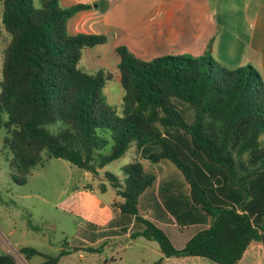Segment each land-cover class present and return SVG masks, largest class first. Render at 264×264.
Segmentation results:
<instances>
[{
	"label": "trees",
	"instance_id": "obj_1",
	"mask_svg": "<svg viewBox=\"0 0 264 264\" xmlns=\"http://www.w3.org/2000/svg\"><path fill=\"white\" fill-rule=\"evenodd\" d=\"M3 7L0 51V131L13 181L28 176L49 159H62L94 175L135 146L145 161H170L190 187L192 208L167 207L181 226H209L175 248L163 229L139 211L142 194L157 175L140 161L122 170L121 180L106 172L116 192L113 208L140 229L130 238L157 242L166 258H205L215 264H239L253 243L264 245V78L253 66L228 68L210 54L169 55L144 61L125 46L119 56L123 110L118 114L104 96L113 75L80 67L85 50L108 43L106 35L68 33L77 13L92 7L64 8L58 0H0ZM99 8L107 10L106 2ZM3 31L6 33L4 36ZM180 104L194 111L187 122ZM106 185L101 190H106ZM103 245L70 246L58 255L19 250L25 261L60 264L73 253L101 254ZM0 264H18L0 254Z\"/></svg>",
	"mask_w": 264,
	"mask_h": 264
},
{
	"label": "crops",
	"instance_id": "obj_2",
	"mask_svg": "<svg viewBox=\"0 0 264 264\" xmlns=\"http://www.w3.org/2000/svg\"><path fill=\"white\" fill-rule=\"evenodd\" d=\"M58 1L64 8L76 4L92 7L80 11L69 20L68 33L107 35L109 38L107 44L90 48L96 55H100L107 45L114 51L119 46H125L144 61L169 55L188 54L200 57L210 54L228 68L253 66L264 78V0ZM103 1L108 5L105 11L99 10V3ZM119 61L118 57L115 63L118 65ZM185 184L182 186L172 181L163 182L157 176L153 186L140 197V214L163 229L169 238L166 232L169 226H177L182 231L195 226L179 225L167 208L169 205L185 211L192 208L189 201L190 187L186 182ZM106 187L105 191L108 190L107 185ZM116 199L119 198L116 196L110 205H99L86 217L87 233L92 235L95 241L91 243L88 240L83 247L111 240V244L106 248L111 246L118 248L123 243L130 244L136 240H132L130 235L140 229L133 230L136 225L131 222L128 230L123 231V228L127 227L124 224L126 222L112 205ZM116 219L115 225L111 227ZM203 225L209 226V221ZM191 237L193 236L187 238L184 245ZM256 243L251 245L239 264H264V245ZM83 254L85 253H80V256L83 257ZM103 254L104 252L97 255L108 263L109 257L103 258ZM67 257L62 258L60 264H74L71 261L63 262ZM161 257L163 255L160 251L159 259ZM210 262L205 258L184 257L166 258L162 264H210Z\"/></svg>",
	"mask_w": 264,
	"mask_h": 264
},
{
	"label": "rangeland",
	"instance_id": "obj_3",
	"mask_svg": "<svg viewBox=\"0 0 264 264\" xmlns=\"http://www.w3.org/2000/svg\"><path fill=\"white\" fill-rule=\"evenodd\" d=\"M34 4L38 6V0H34ZM99 10L101 9L99 8ZM2 13L3 7L0 4L1 29ZM3 33L6 36L4 31ZM2 49L0 51V81L3 64ZM187 56L193 57L188 54ZM118 57L116 51L109 45L100 52V55L94 54L92 49H87L83 53L80 67L89 74L103 69L113 75L114 79L107 82L103 93L108 106L115 108L118 114H121L123 90L118 81L120 79L118 65L115 63ZM180 108L187 122H193V109L185 104H180ZM5 135V131L1 130L0 254L13 255L18 264H39L42 262L41 257H35L30 262L25 261L19 253V250L24 247L36 249L45 255L56 256L66 241L70 246H82L87 244L88 240L91 243L95 241L94 237L87 233L86 217L94 212L99 205H110L116 197L115 191L109 187L106 172L123 180L125 174L122 168L130 162L140 161L146 172L155 173L163 182L172 181L176 185H186L183 175L170 161L165 160L159 163L145 161L141 151L135 146L124 157L99 170L97 175L82 170L68 161L49 159L46 153H43V164L32 170L25 185H18L13 181L15 171L11 169L10 163L5 157L6 155L10 156L8 149L4 148ZM102 185H107L108 190L102 192ZM116 221L117 219L112 222L111 227L115 225ZM207 226L195 225L183 231L177 226H169L166 232L172 239L175 248L180 249L189 236H194ZM137 228L138 226H135L133 230ZM109 244H111V240L94 246L103 245V258L109 257L108 263H105L97 254L86 253L83 254V257L80 256V253H73L63 262L71 261L74 264H142L145 262V264H155L159 259L158 243L147 241L144 238H138L130 244L129 242L123 243L118 248L112 246L106 248ZM258 244L263 245L262 243ZM210 264L215 263L210 262Z\"/></svg>",
	"mask_w": 264,
	"mask_h": 264
},
{
	"label": "water",
	"instance_id": "obj_4",
	"mask_svg": "<svg viewBox=\"0 0 264 264\" xmlns=\"http://www.w3.org/2000/svg\"><path fill=\"white\" fill-rule=\"evenodd\" d=\"M95 7H97V5H95Z\"/></svg>",
	"mask_w": 264,
	"mask_h": 264
}]
</instances>
